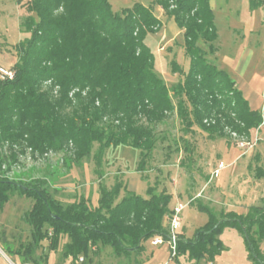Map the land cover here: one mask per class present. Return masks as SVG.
I'll use <instances>...</instances> for the list:
<instances>
[{
    "label": "trees",
    "instance_id": "1",
    "mask_svg": "<svg viewBox=\"0 0 264 264\" xmlns=\"http://www.w3.org/2000/svg\"><path fill=\"white\" fill-rule=\"evenodd\" d=\"M249 2L253 8L264 4ZM155 3L182 29L189 57L186 72L170 61L172 71L183 76L171 88L156 74L153 52L145 43L147 34L162 25L151 5L134 1L114 11L109 0L28 1V14L20 22L27 36L14 44L13 76L0 78V161L5 143H25L40 152L72 145L75 160L91 156L101 175L105 150L128 145L140 151L141 170L156 146L155 125L174 111L186 128L197 125L210 136H224L226 126L252 139L251 131L263 123L261 113L197 44L202 40L209 52L215 51L218 35L210 0ZM211 116L215 123L204 124ZM257 175L264 178V170ZM34 182L0 178V212L15 191L34 200L25 212L31 239L14 252L5 250L23 263L38 264L36 250L45 239L49 250H55L67 237L62 257L76 261L100 244L129 256L149 238L168 237L164 217L172 211V196L164 189L155 193L148 187L141 197L115 179L110 188L99 185L95 205L83 196L62 204L43 187L44 181ZM196 208L206 213L207 221L190 238L179 234L176 260L185 255L187 264L212 263L224 250L222 230L231 227L242 235L247 258L264 264V207L251 206L245 214L229 210L219 217L202 203Z\"/></svg>",
    "mask_w": 264,
    "mask_h": 264
},
{
    "label": "rangeland",
    "instance_id": "2",
    "mask_svg": "<svg viewBox=\"0 0 264 264\" xmlns=\"http://www.w3.org/2000/svg\"><path fill=\"white\" fill-rule=\"evenodd\" d=\"M28 1L0 0V67H13L17 58L14 44L27 36L20 22L28 14ZM109 1L114 11L130 6L134 1L152 6L162 24L156 32L147 34L145 38V43L153 52L154 70L169 88L181 80L183 76L172 71L170 61L174 60L186 72L189 57L184 51L182 29L173 19L155 0ZM210 5L218 35L214 41L215 51L209 52L208 44L202 40L197 44L206 51L208 59L235 81L250 107L261 113L263 123L258 130L251 131V138H257L253 148L243 154L237 144L239 137L233 135V131L226 126L222 129L224 136H210L197 125L186 128L174 111L155 125L156 146L141 170L137 169L140 151L128 145L111 146L105 150L100 175L94 170L91 156L75 160L72 145L62 150L40 152L25 146V143L12 146L5 143L1 147L3 160L0 161V178L31 184H36V180L44 181L43 187L62 204L83 196L89 199L91 205H95L99 197V185L105 184L110 188L115 179L141 197L147 196L148 187H152L155 193L164 189L172 196L170 209L178 202L186 204L180 212L181 225L176 233L177 237L183 234L186 238L192 237L195 230L207 221L206 213L197 210V202L209 206L218 217L229 210L245 214L251 206L264 207V178L257 175L258 169L264 170V4L253 8L249 0H210ZM206 120L214 124L216 116ZM203 123L207 124L205 119ZM220 161L227 166L217 176H211ZM123 192L121 189L120 193ZM33 202V198L15 191L0 212V264H34L23 263L22 257L5 252L6 248L14 252L19 244L31 239V226L26 221L25 212L30 210ZM168 218L169 214L165 215L164 224L167 228ZM219 237L224 250L212 263L203 260L191 262L253 264L247 258L242 235L237 229L225 227ZM67 240V237H62L48 262L41 258L49 252V241L43 240L42 249L36 250L38 264L66 262L68 258L62 257V246ZM151 240H145L143 249L129 256H118L109 245L100 244L91 248L87 257L80 256L76 261L69 258V264L189 262L185 255L175 259L178 255L177 246L175 256L170 257L166 239L158 245H153ZM260 249L264 254V239L260 242Z\"/></svg>",
    "mask_w": 264,
    "mask_h": 264
},
{
    "label": "built area",
    "instance_id": "3",
    "mask_svg": "<svg viewBox=\"0 0 264 264\" xmlns=\"http://www.w3.org/2000/svg\"><path fill=\"white\" fill-rule=\"evenodd\" d=\"M13 76V70L12 68H7L4 66L0 67V78L1 79H6V78H12ZM206 123H209V120L207 121L205 119ZM233 135L238 136L235 132H231ZM238 147L243 150V154H245L249 149L253 148L256 145L257 138L255 139H247L242 136H238ZM51 151V150H50ZM227 165L223 162L220 161L217 166L213 169L211 172V176H217L219 172L225 168ZM186 206V204L178 202L176 205L173 206L171 213L169 214L168 218V237L166 239L168 247L170 249V257H174L176 254V246H177V240L178 237L176 236L177 230L180 228L181 225V218H180V212L182 209ZM151 243L153 245H158L163 243V238L160 235L155 236L152 240Z\"/></svg>",
    "mask_w": 264,
    "mask_h": 264
},
{
    "label": "crops",
    "instance_id": "4",
    "mask_svg": "<svg viewBox=\"0 0 264 264\" xmlns=\"http://www.w3.org/2000/svg\"><path fill=\"white\" fill-rule=\"evenodd\" d=\"M172 201V200H171ZM65 243V242H64ZM41 248V247H40ZM42 249V248H41ZM3 253V252H2ZM54 250H49V252L48 253H46L45 254V256L43 255L42 257L45 259V262H48V261H50L51 259H52V257H53V255H54ZM51 257V258H50ZM66 260V259H65ZM61 263H63V264H69L70 263V259L68 258L67 260H66V262H62L61 261ZM72 263V262H71Z\"/></svg>",
    "mask_w": 264,
    "mask_h": 264
}]
</instances>
